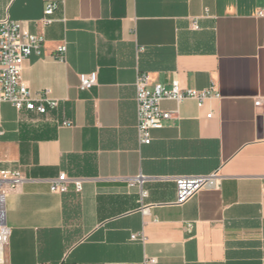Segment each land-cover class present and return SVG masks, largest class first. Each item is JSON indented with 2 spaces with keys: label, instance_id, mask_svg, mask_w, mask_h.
<instances>
[{
  "label": "crops",
  "instance_id": "1",
  "mask_svg": "<svg viewBox=\"0 0 264 264\" xmlns=\"http://www.w3.org/2000/svg\"><path fill=\"white\" fill-rule=\"evenodd\" d=\"M6 18L44 38L23 77L60 106L0 108V176L27 179L6 199L4 264H264V0H0ZM92 72L98 84L81 90ZM141 74L151 88L178 81L218 97L164 101L176 117L140 145ZM214 171L216 187L174 204L176 177ZM62 173L85 179L82 192L53 193ZM143 232L145 243L131 239Z\"/></svg>",
  "mask_w": 264,
  "mask_h": 264
},
{
  "label": "built area",
  "instance_id": "2",
  "mask_svg": "<svg viewBox=\"0 0 264 264\" xmlns=\"http://www.w3.org/2000/svg\"><path fill=\"white\" fill-rule=\"evenodd\" d=\"M57 8L55 3H48L41 23L49 26L54 22L52 16ZM66 47L57 50L56 58L64 61ZM44 52V38L34 35L23 29L20 24L9 18L0 21V108L4 103L11 104L19 113H34L45 116L50 111L59 108L60 103L50 95V91L32 93L29 85L23 77L24 64L33 56L42 57ZM98 84V73L92 72L80 76V89L91 90ZM137 102V140L140 145L152 143V131L160 130L165 124L174 119L176 112L164 111L162 103L170 100L182 102L186 99H194L200 107L211 97H218L214 87L203 91L194 89H182L178 81H174L170 88L163 85L150 87L147 75L141 74L136 81ZM255 107L259 115L264 119V96L255 98ZM208 117H211L209 115ZM63 126H71L70 120H64ZM2 134V133H0ZM221 174L214 171L208 175H185L175 178L177 185V199L175 205L183 206L192 200L200 191L214 188ZM144 177H138L136 182L142 183ZM27 181L19 170L3 171L0 176V264H4V249L8 244L11 229L6 222V199L11 193L20 191ZM85 179L68 177L65 173L50 179V187L53 193L66 194L74 187L76 193H81ZM146 192H142L145 198ZM143 214L147 215L149 207H142ZM192 223L186 225V231L193 233ZM132 240L142 243L147 241L145 233L135 234Z\"/></svg>",
  "mask_w": 264,
  "mask_h": 264
}]
</instances>
